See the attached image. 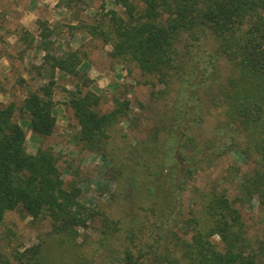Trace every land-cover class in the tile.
<instances>
[{"label":"trees","instance_id":"16d2710c","mask_svg":"<svg viewBox=\"0 0 264 264\" xmlns=\"http://www.w3.org/2000/svg\"><path fill=\"white\" fill-rule=\"evenodd\" d=\"M83 1L59 0L58 6L71 10ZM117 3L126 16L110 10L88 32L111 44L113 57L152 77V98L166 103L155 115L133 117L127 99L102 111L87 54L57 53L45 21L38 36L24 30L22 43L40 39L43 67L52 74L24 98L27 117L17 114L15 102L0 105V227L17 211L50 229L10 256L0 253V264H262L264 239L249 238L223 178L200 182L239 153L249 165L240 176L243 199L264 207V0ZM57 71L80 74L67 104L79 143L104 159V178L114 184L112 192L101 185L97 191L108 195L107 206L83 200L84 181L68 182L73 165L45 143L56 127ZM213 111L218 118L211 130ZM124 121L141 137L124 142ZM24 122L40 142L34 154Z\"/></svg>","mask_w":264,"mask_h":264},{"label":"rangeland","instance_id":"374dc122","mask_svg":"<svg viewBox=\"0 0 264 264\" xmlns=\"http://www.w3.org/2000/svg\"><path fill=\"white\" fill-rule=\"evenodd\" d=\"M59 0H0V105L15 102L17 114H23L24 98L30 91H34L39 85L48 81L52 73L45 64V53L38 49L40 39L37 37L32 45L22 43L21 37L24 30H28L36 36L40 30V22H47L54 30L55 51L62 53L69 49H81L87 54V70L94 80L93 88L102 96L101 110L108 111L114 108L118 102L130 100L132 116L150 111L154 115L163 109L166 101L152 98V83L150 76L142 75L134 64L122 61L111 55L112 45L106 44L102 38H96L88 32L87 25L97 24L110 10L118 11L126 16L125 9L117 0H84L76 9H65L58 6ZM38 36V35H37ZM212 42L209 44L211 48ZM41 67L40 74L38 68ZM222 74L229 72L228 65L222 68ZM80 74L73 76L62 75L56 72V88L54 92L56 127L54 134L45 140V143L53 146L62 162L72 164L73 173L68 171L65 178L84 181L82 193L83 200L91 205L99 203L107 206L108 195L101 196L98 188L109 186L104 178L106 164L104 159L88 149L78 141L79 127L74 119L73 111L67 104V90H73ZM50 78V77H49ZM162 88L159 84L156 89ZM218 114L213 111L208 115V124L212 129ZM26 132L27 150L36 153L39 148V140L30 130L28 123H22ZM123 132L129 134L124 142L132 141L134 137H141L140 131H134L128 122L120 124ZM210 130V131H211ZM123 140V138H121ZM236 166L239 170H235ZM249 169L239 153H232L224 159L210 175L201 178L204 184L207 180L216 177L223 178V186L227 188L231 199H235L241 209L244 221L249 231V238L264 239V207L255 200H244L241 191L242 174ZM77 172V174H75ZM239 176H237V175ZM225 177V178H224ZM114 184L109 186L113 190ZM112 192V191H111ZM189 197L187 200L189 202ZM241 198V201L238 199ZM187 202V205L189 203ZM50 229L46 223L32 224L31 218H24L19 212H10L6 216V222L0 227V253L11 255L15 248L24 247L38 242ZM7 232L9 235H5ZM264 264V258L261 262Z\"/></svg>","mask_w":264,"mask_h":264}]
</instances>
